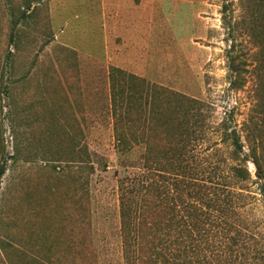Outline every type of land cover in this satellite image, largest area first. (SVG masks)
I'll return each mask as SVG.
<instances>
[{
    "label": "rangeland",
    "instance_id": "rangeland-1",
    "mask_svg": "<svg viewBox=\"0 0 264 264\" xmlns=\"http://www.w3.org/2000/svg\"><path fill=\"white\" fill-rule=\"evenodd\" d=\"M50 1L0 0V264H124L119 195L147 163L146 140L163 143L152 117L181 132L202 119L174 175L175 223L193 168L216 185L235 162L223 121L264 170V0H132L117 15ZM230 55L245 61L238 88ZM117 120L140 140L121 153ZM245 165L229 219L245 220L244 250L264 264L262 180ZM220 228L207 226V264L222 261Z\"/></svg>",
    "mask_w": 264,
    "mask_h": 264
},
{
    "label": "trees",
    "instance_id": "trees-1",
    "mask_svg": "<svg viewBox=\"0 0 264 264\" xmlns=\"http://www.w3.org/2000/svg\"><path fill=\"white\" fill-rule=\"evenodd\" d=\"M244 64L245 61L237 55L229 56L230 84L235 88L240 87L243 82L246 71ZM154 113L158 115L160 111L156 109ZM197 115L199 114L196 117ZM221 124L220 141L229 143L235 162L224 171L222 183L216 184L223 186L221 188L216 187L211 180H208L209 184L201 182L199 172L193 168L194 176H190V179L194 189L187 201L181 200L184 202V209L175 223L174 175L176 168L180 166L178 160L184 154L188 153L193 158L192 144L197 138L193 133L202 129V119L191 121L187 124L186 132H181L182 124L179 120L162 121L157 116L152 117L150 125L154 129L162 130L160 132L163 143L155 149L156 139L146 140L144 157L147 163L140 173L129 179V184L122 186L119 195L120 232L126 259L124 264H207L205 235L207 226L212 227L213 223L222 230L223 255L219 264H255V256H250L244 250L249 245L247 223L242 218L236 219V222L229 219V210L233 205L230 183L248 178L245 161L249 155L255 166L257 181L262 180L258 189L264 201V170L257 158L256 147H251L249 154H242L237 130L234 127L229 128L225 121ZM114 140L120 153L130 150L133 144L140 142L130 124L121 120L114 123ZM209 178L211 179L210 176ZM237 195L245 196L242 193ZM213 212L220 213L215 217ZM220 216L223 218L214 219ZM193 231L194 242L190 243L188 237L191 238ZM131 239L136 249L130 248ZM129 252L130 255H127ZM131 254L133 258L130 259Z\"/></svg>",
    "mask_w": 264,
    "mask_h": 264
},
{
    "label": "crops",
    "instance_id": "crops-1",
    "mask_svg": "<svg viewBox=\"0 0 264 264\" xmlns=\"http://www.w3.org/2000/svg\"><path fill=\"white\" fill-rule=\"evenodd\" d=\"M53 7L58 9H68L69 5H73L78 11H115L116 15L121 10H126L134 6L132 0H51Z\"/></svg>",
    "mask_w": 264,
    "mask_h": 264
}]
</instances>
